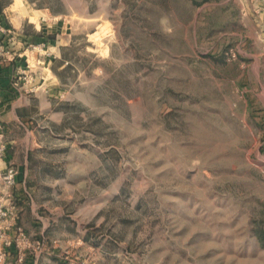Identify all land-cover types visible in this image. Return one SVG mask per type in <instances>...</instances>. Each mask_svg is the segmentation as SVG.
Returning a JSON list of instances; mask_svg holds the SVG:
<instances>
[{"label":"rangeland","instance_id":"rangeland-1","mask_svg":"<svg viewBox=\"0 0 264 264\" xmlns=\"http://www.w3.org/2000/svg\"><path fill=\"white\" fill-rule=\"evenodd\" d=\"M0 28V264H264V0H0Z\"/></svg>","mask_w":264,"mask_h":264},{"label":"crops","instance_id":"crops-1","mask_svg":"<svg viewBox=\"0 0 264 264\" xmlns=\"http://www.w3.org/2000/svg\"><path fill=\"white\" fill-rule=\"evenodd\" d=\"M7 33L0 35V40H4L5 44L8 45V47L12 48V45L15 43V31L11 29H6ZM12 33V35H10ZM24 62L22 59H9V61L5 62L2 59L0 60V96L1 97H6V99H10L11 96H14V94H18V91L15 87H12V82H11V74L14 71V69L17 68V64ZM5 99V100H6ZM4 100V101H5ZM11 101H8L7 104L9 105ZM9 107V106H8ZM12 112L15 113V108L13 106Z\"/></svg>","mask_w":264,"mask_h":264},{"label":"built area","instance_id":"built-area-1","mask_svg":"<svg viewBox=\"0 0 264 264\" xmlns=\"http://www.w3.org/2000/svg\"><path fill=\"white\" fill-rule=\"evenodd\" d=\"M5 33H7V30L0 28V35L5 34ZM1 51H2V49L0 47V53H1ZM0 212H1V207H0Z\"/></svg>","mask_w":264,"mask_h":264}]
</instances>
